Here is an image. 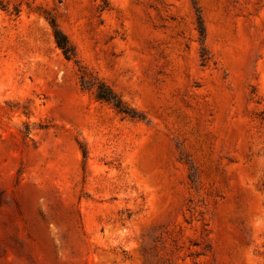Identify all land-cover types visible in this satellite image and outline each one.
Masks as SVG:
<instances>
[{"label":"rangeland","instance_id":"1","mask_svg":"<svg viewBox=\"0 0 264 264\" xmlns=\"http://www.w3.org/2000/svg\"><path fill=\"white\" fill-rule=\"evenodd\" d=\"M0 264H264V0H0Z\"/></svg>","mask_w":264,"mask_h":264},{"label":"trees","instance_id":"2","mask_svg":"<svg viewBox=\"0 0 264 264\" xmlns=\"http://www.w3.org/2000/svg\"><path fill=\"white\" fill-rule=\"evenodd\" d=\"M54 28H55V36H56L57 43L68 56V51H69L68 43L65 40L63 33L61 32L60 29H58L55 23H54Z\"/></svg>","mask_w":264,"mask_h":264}]
</instances>
